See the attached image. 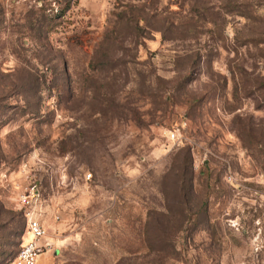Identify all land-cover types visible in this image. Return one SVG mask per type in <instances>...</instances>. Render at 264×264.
Wrapping results in <instances>:
<instances>
[{
    "label": "rangeland",
    "instance_id": "rangeland-1",
    "mask_svg": "<svg viewBox=\"0 0 264 264\" xmlns=\"http://www.w3.org/2000/svg\"><path fill=\"white\" fill-rule=\"evenodd\" d=\"M264 264V0H0V264Z\"/></svg>",
    "mask_w": 264,
    "mask_h": 264
},
{
    "label": "built area",
    "instance_id": "built-area-1",
    "mask_svg": "<svg viewBox=\"0 0 264 264\" xmlns=\"http://www.w3.org/2000/svg\"><path fill=\"white\" fill-rule=\"evenodd\" d=\"M22 205L24 206L25 230L30 239L22 243L13 261L14 264H37L38 258L45 248L43 239L46 236V230L40 221L34 218L30 200L23 198Z\"/></svg>",
    "mask_w": 264,
    "mask_h": 264
},
{
    "label": "trees",
    "instance_id": "trees-1",
    "mask_svg": "<svg viewBox=\"0 0 264 264\" xmlns=\"http://www.w3.org/2000/svg\"><path fill=\"white\" fill-rule=\"evenodd\" d=\"M21 245H22V244H21ZM21 245H19V246H21ZM19 248H20V247H19ZM19 248H18V249H19ZM17 251H18V250H17ZM16 253H17V252H16Z\"/></svg>",
    "mask_w": 264,
    "mask_h": 264
}]
</instances>
